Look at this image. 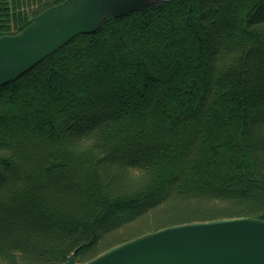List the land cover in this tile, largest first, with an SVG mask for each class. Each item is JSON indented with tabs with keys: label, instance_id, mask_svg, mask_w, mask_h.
Returning a JSON list of instances; mask_svg holds the SVG:
<instances>
[{
	"label": "trees",
	"instance_id": "1",
	"mask_svg": "<svg viewBox=\"0 0 264 264\" xmlns=\"http://www.w3.org/2000/svg\"><path fill=\"white\" fill-rule=\"evenodd\" d=\"M66 1L0 0V38ZM246 217L264 221V0L109 18L0 90V264Z\"/></svg>",
	"mask_w": 264,
	"mask_h": 264
},
{
	"label": "water",
	"instance_id": "2",
	"mask_svg": "<svg viewBox=\"0 0 264 264\" xmlns=\"http://www.w3.org/2000/svg\"><path fill=\"white\" fill-rule=\"evenodd\" d=\"M169 1L67 0L47 9L25 32L0 38V90L73 39L99 32L107 19L126 18ZM77 254L65 264H79ZM81 264H264V221L246 217L168 227Z\"/></svg>",
	"mask_w": 264,
	"mask_h": 264
}]
</instances>
